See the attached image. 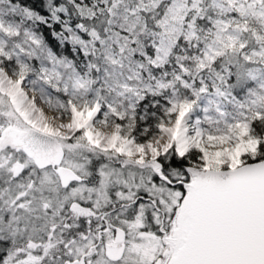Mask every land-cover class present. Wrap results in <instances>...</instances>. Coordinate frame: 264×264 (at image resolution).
Returning <instances> with one entry per match:
<instances>
[{"label":"snow or ice","instance_id":"1","mask_svg":"<svg viewBox=\"0 0 264 264\" xmlns=\"http://www.w3.org/2000/svg\"><path fill=\"white\" fill-rule=\"evenodd\" d=\"M0 264H264V0H0Z\"/></svg>","mask_w":264,"mask_h":264}]
</instances>
